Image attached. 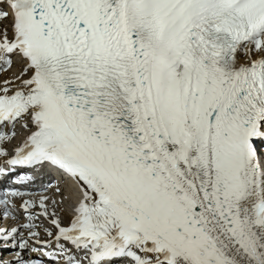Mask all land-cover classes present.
I'll return each instance as SVG.
<instances>
[{
  "label": "snow or ice",
  "instance_id": "1",
  "mask_svg": "<svg viewBox=\"0 0 264 264\" xmlns=\"http://www.w3.org/2000/svg\"><path fill=\"white\" fill-rule=\"evenodd\" d=\"M13 173L0 264H264V0H0Z\"/></svg>",
  "mask_w": 264,
  "mask_h": 264
},
{
  "label": "bare ground",
  "instance_id": "2",
  "mask_svg": "<svg viewBox=\"0 0 264 264\" xmlns=\"http://www.w3.org/2000/svg\"><path fill=\"white\" fill-rule=\"evenodd\" d=\"M6 254L4 255L6 258H7V256L9 255V253H7V252H5Z\"/></svg>",
  "mask_w": 264,
  "mask_h": 264
}]
</instances>
